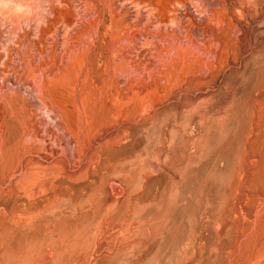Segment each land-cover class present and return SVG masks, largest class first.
<instances>
[{"label": "rangeland", "instance_id": "374dc122", "mask_svg": "<svg viewBox=\"0 0 264 264\" xmlns=\"http://www.w3.org/2000/svg\"><path fill=\"white\" fill-rule=\"evenodd\" d=\"M0 23V264H264V0H44Z\"/></svg>", "mask_w": 264, "mask_h": 264}, {"label": "clouds", "instance_id": "9594fccd", "mask_svg": "<svg viewBox=\"0 0 264 264\" xmlns=\"http://www.w3.org/2000/svg\"><path fill=\"white\" fill-rule=\"evenodd\" d=\"M44 8V0H0V23L39 18Z\"/></svg>", "mask_w": 264, "mask_h": 264}]
</instances>
